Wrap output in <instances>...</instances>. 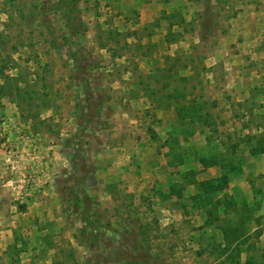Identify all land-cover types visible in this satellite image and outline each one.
I'll return each instance as SVG.
<instances>
[{
	"label": "rangeland",
	"instance_id": "1",
	"mask_svg": "<svg viewBox=\"0 0 264 264\" xmlns=\"http://www.w3.org/2000/svg\"><path fill=\"white\" fill-rule=\"evenodd\" d=\"M185 1L150 20L136 0H0V102L46 129L51 169L0 264H264V107L232 93L264 0ZM223 155L237 170L212 222L193 195L222 175L199 159ZM229 218L245 227L226 251Z\"/></svg>",
	"mask_w": 264,
	"mask_h": 264
},
{
	"label": "crops",
	"instance_id": "2",
	"mask_svg": "<svg viewBox=\"0 0 264 264\" xmlns=\"http://www.w3.org/2000/svg\"><path fill=\"white\" fill-rule=\"evenodd\" d=\"M163 1L154 0L152 4H146L144 0H136L138 6L142 2L143 8L152 10L151 17L153 19L150 18V20L156 18L157 12L178 9L176 7L180 6L176 3L175 8L173 6L170 8V5H164ZM186 4L188 5V0L185 1L184 7ZM244 23L249 25L248 35L245 36L249 39L246 41L249 46L244 44H240V46L246 47L244 52L251 57L253 68L245 70L241 65L238 66L237 81L232 85L233 101H235V105L256 106L255 104H260L264 107V84L258 81L259 78L262 79L261 74L264 71L262 67L264 61L260 60L259 56H264V51L261 50L263 49L261 45L264 41V33L256 29L260 28V22L251 23L248 19ZM242 55L243 52H237L235 55L236 60ZM260 66L261 68H259ZM241 71L242 73H239ZM245 76L248 78L243 79ZM18 109L17 104L14 102L7 100H1L0 102V218L6 217L8 219L6 223L3 221V233H0V237L5 241V246L9 244L13 230L21 228L20 222L22 219L25 220L30 216H35V213L43 209L35 208V206L46 201L44 196L47 195V190L51 187V181L48 179V173L51 169L48 168L46 161H39L41 158L40 153L42 154V151L46 150L47 144L43 140L44 134L48 136L44 133L46 129L37 130L35 134L34 130H30V124L34 120L21 117L18 114ZM254 109L249 111L250 115L253 112L256 114L259 110V108ZM262 111L264 112V108ZM189 119L185 120V124L189 125ZM196 123H198L197 126L201 125L199 128H203L202 122ZM20 200L26 201L27 204L22 206L12 204L13 201Z\"/></svg>",
	"mask_w": 264,
	"mask_h": 264
},
{
	"label": "trees",
	"instance_id": "3",
	"mask_svg": "<svg viewBox=\"0 0 264 264\" xmlns=\"http://www.w3.org/2000/svg\"><path fill=\"white\" fill-rule=\"evenodd\" d=\"M184 118L186 117H183V119ZM174 141L178 143V139L174 138ZM259 144L260 146L262 145L259 150L254 147L251 148L252 155L264 154V139H262ZM199 160L206 167L220 166L222 168V175L220 177L197 181V193L193 195V200L195 201V203L196 201L200 200V202H202V205H200V207L203 208L202 210L207 211L210 216H213V220L209 219V221L213 222L219 218V206L222 204V202L227 203L225 199L220 200L219 193L224 191L228 187V184L230 183L231 173L235 172L237 170V167L236 164L233 163V161H231L224 155L220 160L207 159L205 157H202ZM214 202L215 205L213 206L212 203ZM244 227L245 222L242 221L240 225H237L231 218L226 219L223 225H220V228L224 235L225 248H227L225 249L226 251H229L233 243L237 242V240L240 239L239 233H241V229ZM238 244H240L239 241Z\"/></svg>",
	"mask_w": 264,
	"mask_h": 264
}]
</instances>
